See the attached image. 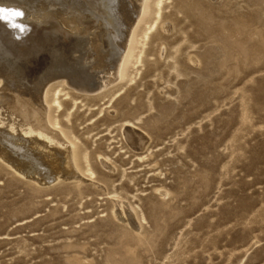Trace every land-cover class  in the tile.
I'll return each mask as SVG.
<instances>
[{
  "label": "rangeland",
  "instance_id": "1",
  "mask_svg": "<svg viewBox=\"0 0 264 264\" xmlns=\"http://www.w3.org/2000/svg\"><path fill=\"white\" fill-rule=\"evenodd\" d=\"M6 1L0 25L25 54L47 34L65 42L50 27L61 13L101 14L98 0ZM155 1L123 80L50 83L45 105L94 173L42 185L0 160V264H264V0H163L144 39ZM116 200L137 228L113 216Z\"/></svg>",
  "mask_w": 264,
  "mask_h": 264
},
{
  "label": "bare ground",
  "instance_id": "2",
  "mask_svg": "<svg viewBox=\"0 0 264 264\" xmlns=\"http://www.w3.org/2000/svg\"><path fill=\"white\" fill-rule=\"evenodd\" d=\"M162 1H155L156 17L143 32L144 39L159 20ZM1 2L0 5L7 6V1L6 4ZM97 4L99 9L96 10L101 14L98 13L96 20H91L90 16L89 19L86 14L82 17V13L74 11L68 17L61 13V21L51 20V28L63 30L65 42L56 44L47 34L45 39L35 40L34 51L30 54L16 47L7 25H0V79L4 80L0 88V160L18 176L30 178L38 184H52L62 177H77V171L94 173L88 164L84 166L83 161H88L87 155L80 150L70 131L58 127L51 107H46L50 104V83L65 78L80 91L95 92L104 88L106 83L123 80L134 55L137 25L149 9V0H98ZM6 12L10 10H0V21L5 19ZM19 21L24 20L20 17ZM62 23L73 31L63 28ZM43 31L50 32L48 29ZM135 58L137 63L140 54ZM59 92L60 88L52 92V101L56 104ZM127 137L137 148L143 147L147 140L143 134L133 130ZM27 155L39 161L37 169L31 167L32 162L27 161ZM125 208L123 200H116L113 216L137 228V211L134 208L133 214Z\"/></svg>",
  "mask_w": 264,
  "mask_h": 264
},
{
  "label": "snow or ice",
  "instance_id": "3",
  "mask_svg": "<svg viewBox=\"0 0 264 264\" xmlns=\"http://www.w3.org/2000/svg\"><path fill=\"white\" fill-rule=\"evenodd\" d=\"M17 14H19V13H17Z\"/></svg>",
  "mask_w": 264,
  "mask_h": 264
}]
</instances>
